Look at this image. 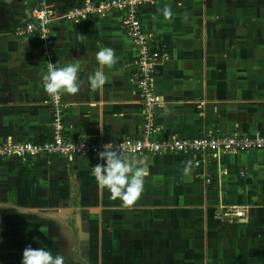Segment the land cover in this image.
Returning <instances> with one entry per match:
<instances>
[{"label": "crops", "instance_id": "obj_1", "mask_svg": "<svg viewBox=\"0 0 264 264\" xmlns=\"http://www.w3.org/2000/svg\"><path fill=\"white\" fill-rule=\"evenodd\" d=\"M47 2L57 15L49 23L57 68L79 65L78 93H61L64 135L138 137L136 52L120 13L73 21L59 16L82 0ZM32 5L0 0V142L49 135L38 39L12 33ZM165 5L170 20L158 11ZM139 17L154 36L151 47L168 54L152 76L166 105L154 108L158 137L264 133V0H158ZM102 47L115 50L117 63L103 67L108 81L93 91L88 77L101 68ZM134 156L149 174L130 208L98 188L92 167L105 161L96 154L0 157V264H21L29 245L62 255L64 264H264V150L221 153L189 174L190 156ZM230 205L243 216H215Z\"/></svg>", "mask_w": 264, "mask_h": 264}, {"label": "built area", "instance_id": "obj_2", "mask_svg": "<svg viewBox=\"0 0 264 264\" xmlns=\"http://www.w3.org/2000/svg\"><path fill=\"white\" fill-rule=\"evenodd\" d=\"M158 1V0H156ZM152 4L148 0H104L92 2L82 0L78 5L66 9L59 17L67 20H78L87 14H104L110 11L120 13V26L124 35L135 47L136 66L135 84L141 98L140 135L116 139H69L64 135L62 113L64 102L61 94L50 96L49 135L39 142L12 141L0 142V157L13 158L20 161L31 160L39 156H65L96 154L103 151V146L116 148L124 155L140 153L181 154L193 158L192 165L198 169L219 156L221 153L241 152L249 150H264V133L256 131L251 134H201L194 137H158L159 127L154 123V108L158 101L152 91V76L156 66L168 57L164 50L151 47L154 36L146 31L140 21L139 9L143 5ZM57 17L56 12L47 0H33L29 10V19L16 25L13 35L17 37L36 36L38 47L44 59V70L47 73L48 64L57 68L51 50V33L49 23ZM195 176L199 173L195 171ZM242 174V172H240ZM243 208L237 206H222L215 213L221 220H231L243 216Z\"/></svg>", "mask_w": 264, "mask_h": 264}, {"label": "clouds", "instance_id": "obj_3", "mask_svg": "<svg viewBox=\"0 0 264 264\" xmlns=\"http://www.w3.org/2000/svg\"><path fill=\"white\" fill-rule=\"evenodd\" d=\"M10 2V0H8ZM155 3L156 0H148ZM162 12L166 20L172 18V11L165 5L158 9ZM83 38V35L80 37ZM96 59L101 66L93 75L88 77L90 87L93 91L102 89L108 81V77L103 71V67L112 68L117 63L115 50L110 47H102L96 54ZM79 65L68 64L56 68L52 63L48 64L47 73L43 76V87L50 96H58L62 92L75 95L79 91ZM159 107L166 109L163 97H156ZM98 157L105 163H97L92 167V175L97 181L99 189L107 188L110 198H119L122 206L132 207L140 198L144 190V178L149 174L143 167V159H138L134 155H124L116 148L103 146V151L97 153ZM71 159V157H69ZM192 162L189 161L184 168V173L189 174ZM21 264H64L62 255H53L44 248H32L30 245L23 250Z\"/></svg>", "mask_w": 264, "mask_h": 264}]
</instances>
